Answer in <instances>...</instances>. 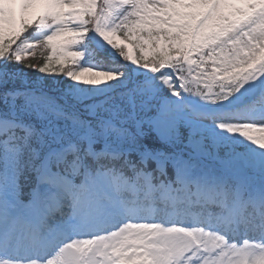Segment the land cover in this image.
<instances>
[{
	"label": "snow or ice",
	"instance_id": "obj_1",
	"mask_svg": "<svg viewBox=\"0 0 264 264\" xmlns=\"http://www.w3.org/2000/svg\"><path fill=\"white\" fill-rule=\"evenodd\" d=\"M0 264H264V0H0Z\"/></svg>",
	"mask_w": 264,
	"mask_h": 264
},
{
	"label": "trees",
	"instance_id": "obj_2",
	"mask_svg": "<svg viewBox=\"0 0 264 264\" xmlns=\"http://www.w3.org/2000/svg\"><path fill=\"white\" fill-rule=\"evenodd\" d=\"M107 54H108L107 52L102 53V55H105V56H106ZM28 59H29L30 61H32L33 63L41 64V63L43 62V60H44V56L41 55L40 52H37L35 55H31V56H29ZM36 75H40V74L37 72ZM57 78H58V79H63V78H66V77H64L63 74H61V76H59V77H57Z\"/></svg>",
	"mask_w": 264,
	"mask_h": 264
}]
</instances>
